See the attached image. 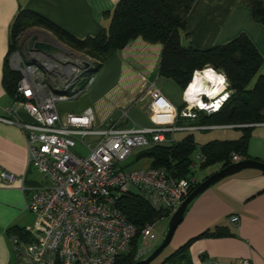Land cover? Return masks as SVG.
<instances>
[{
	"label": "built area",
	"instance_id": "obj_1",
	"mask_svg": "<svg viewBox=\"0 0 264 264\" xmlns=\"http://www.w3.org/2000/svg\"><path fill=\"white\" fill-rule=\"evenodd\" d=\"M54 45L60 52L53 56L27 50L24 57L18 52L8 57V67L19 74V79L12 106L0 116V122L16 124L21 129L27 163L42 178L26 188L25 209L36 218V225L23 229L21 236L9 237L13 264H120L138 229L116 208L117 198L134 193L152 210L165 211L170 216L193 181L171 178L163 168H133L123 166V162L133 153L169 146L177 132L250 127L257 123H193L199 113L204 116L215 113L228 94L221 73L203 68L194 71L191 79L204 71L215 77L221 75L222 89L211 96L203 88L199 93L193 89L186 94L188 83L182 92L184 106L167 123L123 129L116 128L115 123L95 127L90 108L79 114H62L56 105L74 100L90 86L96 76L92 70L98 61L77 51L74 55L57 42ZM216 86L208 84L212 91ZM161 100L160 92L151 86L150 110ZM18 108L27 120L17 117ZM178 119H183L181 124ZM75 144L85 150L84 156L70 151ZM195 159L198 160V155ZM230 159L232 163L239 161L235 154ZM193 165L192 161L190 167ZM0 179L11 183L14 178L0 173ZM235 221V217L230 219L232 223ZM149 228L145 224L139 233L143 236ZM236 264L249 263L239 259Z\"/></svg>",
	"mask_w": 264,
	"mask_h": 264
},
{
	"label": "crops",
	"instance_id": "obj_2",
	"mask_svg": "<svg viewBox=\"0 0 264 264\" xmlns=\"http://www.w3.org/2000/svg\"><path fill=\"white\" fill-rule=\"evenodd\" d=\"M117 1L0 0V116L12 106V99L3 88L1 80L9 26L18 8L32 11L71 36L81 39L94 36L107 27L106 13L111 11ZM240 33L246 35L262 57L256 76H264V27L251 20L243 0H194L184 20L183 34L186 36H181V41L193 49L202 50L224 44ZM27 50L24 53L19 50L18 53L24 57ZM160 52L161 45L158 43H147L139 37L130 40L101 63L94 81L72 100L65 114H79L90 108L94 125L98 128H104L110 123H115V127L120 129L131 125L147 127L154 123H167L177 108L184 106L185 96L183 91L168 82L170 80L157 76ZM196 75L201 76L198 73ZM213 80L216 83L222 79H216L209 73L208 84ZM193 85L194 82L191 90ZM151 86L162 97L154 110L149 108ZM186 98L189 99V96ZM16 115L21 120H27L22 109H16ZM239 128L205 131H239ZM248 128L250 136L246 155L248 159L264 162V123ZM178 133L192 136V132ZM239 136L240 131L230 138H206L201 143L235 140ZM136 154L131 156L134 158ZM216 166L209 173V167L204 169L206 173L200 175L199 180L192 175V180L199 183L217 171L220 165ZM33 172L38 173L31 163H27L21 129L16 124L0 122V173L14 178L11 183L0 179V264H13L9 242L11 229L30 228L28 223L31 216L25 209V202L28 195L26 188L38 182ZM20 185L23 189H20ZM232 217L236 218L233 223L230 222ZM217 226L225 227L232 236L192 241L187 250L190 264H236L239 259H246L249 264H264L263 173L252 169L241 170L219 180L196 196L172 232L168 254L187 240Z\"/></svg>",
	"mask_w": 264,
	"mask_h": 264
},
{
	"label": "trees",
	"instance_id": "obj_3",
	"mask_svg": "<svg viewBox=\"0 0 264 264\" xmlns=\"http://www.w3.org/2000/svg\"><path fill=\"white\" fill-rule=\"evenodd\" d=\"M194 0H118L106 13L108 25L94 36L78 39L42 16L22 8L15 12L9 26L8 48L2 70V86L11 99L19 74L8 67V57L19 52V38L29 28L49 32L58 42L98 61L92 73L114 52L122 49L130 40L141 38L147 43H158L161 52L157 65V76L173 82L183 91L194 71L210 67L219 71L226 80L227 98L221 107L208 116L201 113L194 120L196 125H242L264 123V76L256 73L262 57L246 35L240 33L228 42L207 49H193L184 45L181 36L184 20ZM249 9L250 18L264 27V0H243ZM254 79V80H253ZM246 97L242 103L241 97ZM16 99H20L16 97ZM182 106L177 108L179 112ZM183 119H178L181 124ZM240 136L235 140H211L197 145L190 134L169 146H156L138 152L134 159L148 158L151 168H163L174 173L176 179L192 178V154L198 155V168L204 170L219 164L221 168L231 164L230 156L247 160L246 147L250 128H239ZM264 163V162H263ZM218 169V170H219ZM206 178V177H205ZM204 178V179H205ZM203 180V179H202ZM198 184L192 181L188 193ZM187 196V195H186ZM116 208L124 219L137 227L138 232L130 242L129 252L120 258V264H133L142 238L139 230L143 225H152L161 218L169 217L165 211H154L138 195L128 192L117 198ZM12 235H22L23 229H11ZM232 236L225 227L205 230L169 253L159 264H190L187 250L191 242L201 238ZM202 260L204 257H200Z\"/></svg>",
	"mask_w": 264,
	"mask_h": 264
},
{
	"label": "rangeland",
	"instance_id": "obj_4",
	"mask_svg": "<svg viewBox=\"0 0 264 264\" xmlns=\"http://www.w3.org/2000/svg\"><path fill=\"white\" fill-rule=\"evenodd\" d=\"M30 38H32L33 41L49 42L53 45H54V43L57 42V43H59V45H62V47H67L64 44L58 42L51 34H47L38 28H29V29L25 30L22 33L21 37L19 38L20 50L23 53H24L25 49L27 48V41ZM67 49H69L74 55L76 54L75 50H73L69 47H67ZM204 68H210V67H204ZM211 69L217 73H220L219 71H216L213 68H211ZM168 82L174 86L173 82H171V81H168ZM71 102H72V100L58 103L56 105L57 111L59 113H63V114L68 113L67 112V106ZM185 134L184 133L181 134L178 132L174 133L173 134V142L179 141ZM191 134L193 136L194 142L197 145H200V143L203 142L206 138H212V137L218 138V139L230 138V136H235L236 134H239V131L238 130H225V131L216 130V131H204V132L194 131ZM201 144H203V143H201ZM70 151L73 153H79L80 155H83V156L86 154L85 150L78 144H75L74 147L70 149ZM195 155H196V152H194L192 154V160L194 162V168L192 169V175H193L194 179L199 180L198 179L199 176L206 173L205 172L206 170L205 171L199 170V168L197 166L198 161L194 159ZM149 163H150V161L148 158H141L138 161H135L133 156H130L123 162L122 165L128 166V167H133V168H135V167L136 168H143V167L149 166ZM216 167H217L216 165L209 167V169H207V173L216 169ZM33 176L35 177L36 181H40L42 179L41 175L39 173L33 172ZM30 216H31V220L28 223V226L32 228L33 226L36 225L37 222H36V218L32 214H30ZM168 219H169V217H164V218L159 219L154 224H152L149 229L146 230V232L144 233L143 236L141 235L142 238H141L140 244L138 245V248H137L136 257H138L139 259L145 258L161 242V240L163 239L165 232H166ZM168 252H169V250H168V245H167L160 252V254L148 264H159L160 261H162L168 255Z\"/></svg>",
	"mask_w": 264,
	"mask_h": 264
},
{
	"label": "water",
	"instance_id": "obj_5",
	"mask_svg": "<svg viewBox=\"0 0 264 264\" xmlns=\"http://www.w3.org/2000/svg\"><path fill=\"white\" fill-rule=\"evenodd\" d=\"M27 49L40 54H46L48 56H53L60 52V48H58L56 45H53L49 42L33 41L32 38L28 40ZM241 100L242 103H246L245 96H242ZM245 169L257 170L264 174V163L253 159L239 160L238 162L231 163L226 167L215 171L200 181L181 201L176 210L169 216L166 232L161 242L151 251L149 255H147L145 258L138 259L133 264H148L160 254V252L168 245L172 232L181 221L186 207L196 196L219 180ZM170 176L171 178L176 177L172 172L170 173ZM189 178L190 177L187 176L184 179Z\"/></svg>",
	"mask_w": 264,
	"mask_h": 264
},
{
	"label": "bare ground",
	"instance_id": "obj_6",
	"mask_svg": "<svg viewBox=\"0 0 264 264\" xmlns=\"http://www.w3.org/2000/svg\"><path fill=\"white\" fill-rule=\"evenodd\" d=\"M198 74H201V76L200 75H196V77H195V74H194V76H193V78L191 79V81H190V83H189V86H188V88H187V90H186V94H188L189 93V91H191V87H192V84H193V82H194V85H193V89H196L197 91H198V93H199V91H201V88H203V91L205 92V93H207V95L208 96H211V95H213V94H215V93H217V92H219L222 88H221V81L220 82H216V84H217V86L215 87V89L212 91V88H209L208 87V75H209V72L208 71H204L203 73H198ZM211 74V73H210ZM205 76V77H207V79L204 77V79H203V77ZM215 77V76H214ZM216 79L217 78H221L222 79V76L221 75H219V76H216L215 77ZM195 79V80H194ZM212 85L214 86V84H215V80H213L212 82ZM187 100H189V101H191L192 100V97L191 96H189V99H187Z\"/></svg>",
	"mask_w": 264,
	"mask_h": 264
},
{
	"label": "clouds",
	"instance_id": "obj_7",
	"mask_svg": "<svg viewBox=\"0 0 264 264\" xmlns=\"http://www.w3.org/2000/svg\"><path fill=\"white\" fill-rule=\"evenodd\" d=\"M214 74H215V73H214ZM226 98H227V97L224 98V100L222 101V103L225 101Z\"/></svg>",
	"mask_w": 264,
	"mask_h": 264
},
{
	"label": "flooded vegetation",
	"instance_id": "obj_8",
	"mask_svg": "<svg viewBox=\"0 0 264 264\" xmlns=\"http://www.w3.org/2000/svg\"><path fill=\"white\" fill-rule=\"evenodd\" d=\"M27 43H28V41H27Z\"/></svg>",
	"mask_w": 264,
	"mask_h": 264
}]
</instances>
